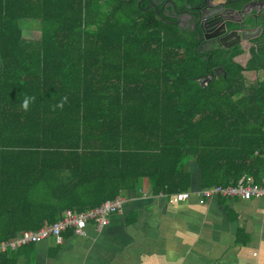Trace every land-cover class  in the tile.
Listing matches in <instances>:
<instances>
[{
    "label": "trees",
    "instance_id": "1",
    "mask_svg": "<svg viewBox=\"0 0 264 264\" xmlns=\"http://www.w3.org/2000/svg\"><path fill=\"white\" fill-rule=\"evenodd\" d=\"M27 19L40 22L39 41L25 39ZM0 55V241L143 179L170 195L264 177L255 49L204 88L195 78L214 63L193 34L137 0H0Z\"/></svg>",
    "mask_w": 264,
    "mask_h": 264
},
{
    "label": "crops",
    "instance_id": "2",
    "mask_svg": "<svg viewBox=\"0 0 264 264\" xmlns=\"http://www.w3.org/2000/svg\"><path fill=\"white\" fill-rule=\"evenodd\" d=\"M37 22L23 21L25 39H40ZM2 67L0 55V77ZM190 191L172 203L143 179L121 194L122 209L104 226L89 221L82 233L68 229L27 244L16 264H264L263 197L200 203L197 185Z\"/></svg>",
    "mask_w": 264,
    "mask_h": 264
},
{
    "label": "flooded vegetation",
    "instance_id": "3",
    "mask_svg": "<svg viewBox=\"0 0 264 264\" xmlns=\"http://www.w3.org/2000/svg\"><path fill=\"white\" fill-rule=\"evenodd\" d=\"M137 2L144 10L154 8L160 17L178 24L193 34L199 54L210 63H214L209 72L215 73L212 80L221 75L227 77L228 58L233 62L244 60L246 63L253 49L264 55V0H137ZM240 49L243 51L237 52ZM253 72L256 74L255 80L258 79V73H262L255 70ZM198 82L205 83L202 78Z\"/></svg>",
    "mask_w": 264,
    "mask_h": 264
},
{
    "label": "built area",
    "instance_id": "4",
    "mask_svg": "<svg viewBox=\"0 0 264 264\" xmlns=\"http://www.w3.org/2000/svg\"><path fill=\"white\" fill-rule=\"evenodd\" d=\"M190 190L181 191L174 194H166L172 203L184 201L190 196ZM200 203H204L206 199L214 196H238L240 198H264V177L257 181L252 175H244L237 183L228 184L226 186L214 185L204 187L199 190ZM163 194V193H162ZM122 195H118L114 199L106 200L100 206L90 208L85 211H74L67 209L62 218L53 222L45 223L39 229H26L19 232L15 237L0 241V253L17 250L18 248L38 241L50 238L60 237L61 233L72 228L75 233H82L89 221L96 222L98 227L104 226L109 216L122 209Z\"/></svg>",
    "mask_w": 264,
    "mask_h": 264
},
{
    "label": "rangeland",
    "instance_id": "5",
    "mask_svg": "<svg viewBox=\"0 0 264 264\" xmlns=\"http://www.w3.org/2000/svg\"><path fill=\"white\" fill-rule=\"evenodd\" d=\"M27 20L30 21V22H32V23L37 22V20H34V19H27ZM21 25L23 27V21H21ZM35 36H39V33H36ZM243 62H244V60H243ZM244 74L247 77L248 82H254V81H256L255 80V75H256L255 72H253V71H246V73H244ZM260 77H262V73H258V78H260Z\"/></svg>",
    "mask_w": 264,
    "mask_h": 264
},
{
    "label": "water",
    "instance_id": "6",
    "mask_svg": "<svg viewBox=\"0 0 264 264\" xmlns=\"http://www.w3.org/2000/svg\"><path fill=\"white\" fill-rule=\"evenodd\" d=\"M220 69V68H219ZM217 72H218V70H217ZM227 73L225 72V75H226ZM214 75H215V73H209V74H206V75H204V76H200V77H197V78H195L197 81H199L200 80V78H202L204 81H205V83H200L201 84V86L202 87H207V85H208V83L212 80V78L214 77ZM201 189V188H200ZM199 189V190H200Z\"/></svg>",
    "mask_w": 264,
    "mask_h": 264
},
{
    "label": "clouds",
    "instance_id": "7",
    "mask_svg": "<svg viewBox=\"0 0 264 264\" xmlns=\"http://www.w3.org/2000/svg\"><path fill=\"white\" fill-rule=\"evenodd\" d=\"M35 98L34 97H26L23 102H22V106L27 109L28 106H29V103L31 100H34Z\"/></svg>",
    "mask_w": 264,
    "mask_h": 264
}]
</instances>
